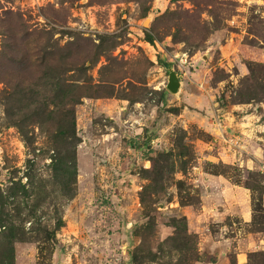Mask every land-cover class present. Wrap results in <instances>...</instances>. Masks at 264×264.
<instances>
[{"label":"rangeland","instance_id":"374dc122","mask_svg":"<svg viewBox=\"0 0 264 264\" xmlns=\"http://www.w3.org/2000/svg\"><path fill=\"white\" fill-rule=\"evenodd\" d=\"M262 124L264 0H0V264H264Z\"/></svg>","mask_w":264,"mask_h":264},{"label":"crops","instance_id":"0c3cea01","mask_svg":"<svg viewBox=\"0 0 264 264\" xmlns=\"http://www.w3.org/2000/svg\"><path fill=\"white\" fill-rule=\"evenodd\" d=\"M232 117L233 119L235 120V115L232 114ZM232 117H230L228 115V120H230ZM241 118H244V114L241 116ZM224 121L226 122V126L228 128H232L234 130H237V125H235V123H232V125H229L231 124V121H229V123H227V120L224 119ZM236 123H238V121H236ZM264 128V124L260 125V127H256V129L261 133V134H257L255 132V135H256V138H260L261 140L264 141V130L261 131L262 129ZM241 129V128H240ZM230 130V129H229ZM243 131V130H242ZM246 131V130H245ZM263 132V133H262ZM249 141V144L251 145H254V144H257L258 146L262 145L261 142L259 141V139H253V138H249L247 139ZM250 145V146H251ZM257 146V149H260L259 147ZM253 151H251V155L255 157V154H258L260 152L256 151V148H252ZM249 162L250 163H254L255 160H253L252 158L249 159ZM256 163V162H255ZM207 178H209V188L211 190V195H212V199L213 200H217L216 203H218V198L220 199L223 195L224 198H233L235 199L236 203H238V194H239V189L238 187H236V185H232L229 181H227L226 179H224L223 177H220V176H216V175H210L208 176ZM222 191V193H221ZM217 194V195H215ZM211 198V197H210ZM242 203V202H241ZM246 203V201H243V204ZM244 206V205H243ZM244 210H243V219H246V206H244ZM211 213H210V216H213V217H217L219 216L220 214H223V210L226 209L225 206L223 205L222 207H215V208H212L211 207Z\"/></svg>","mask_w":264,"mask_h":264},{"label":"water","instance_id":"95a60500","mask_svg":"<svg viewBox=\"0 0 264 264\" xmlns=\"http://www.w3.org/2000/svg\"><path fill=\"white\" fill-rule=\"evenodd\" d=\"M146 22H147V18L143 20V25H145ZM166 69H167V78H166L165 87L171 93H176L181 85V80L177 76V72L171 66H166Z\"/></svg>","mask_w":264,"mask_h":264},{"label":"built area","instance_id":"2783aa9c","mask_svg":"<svg viewBox=\"0 0 264 264\" xmlns=\"http://www.w3.org/2000/svg\"><path fill=\"white\" fill-rule=\"evenodd\" d=\"M31 7H41L45 5L47 2H53V0H28Z\"/></svg>","mask_w":264,"mask_h":264},{"label":"trees","instance_id":"16d2710c","mask_svg":"<svg viewBox=\"0 0 264 264\" xmlns=\"http://www.w3.org/2000/svg\"><path fill=\"white\" fill-rule=\"evenodd\" d=\"M165 64H166V62H163V63H162V65H165Z\"/></svg>","mask_w":264,"mask_h":264}]
</instances>
